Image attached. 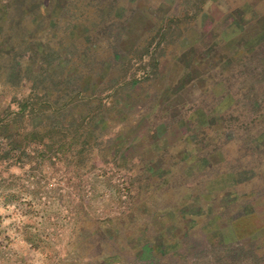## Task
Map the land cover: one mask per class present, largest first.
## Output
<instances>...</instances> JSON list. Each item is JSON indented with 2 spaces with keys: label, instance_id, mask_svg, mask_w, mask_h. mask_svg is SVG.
Segmentation results:
<instances>
[{
  "label": "rangeland",
  "instance_id": "1",
  "mask_svg": "<svg viewBox=\"0 0 264 264\" xmlns=\"http://www.w3.org/2000/svg\"><path fill=\"white\" fill-rule=\"evenodd\" d=\"M24 2L0 0V264H264V0ZM32 89L68 117L16 115ZM224 202L238 243L177 258Z\"/></svg>",
  "mask_w": 264,
  "mask_h": 264
},
{
  "label": "trees",
  "instance_id": "2",
  "mask_svg": "<svg viewBox=\"0 0 264 264\" xmlns=\"http://www.w3.org/2000/svg\"><path fill=\"white\" fill-rule=\"evenodd\" d=\"M25 3V4H24ZM23 5L24 7L22 9H24V14H29L30 13V8L32 7V4L34 3V0H26V2H24ZM79 92V91H78ZM40 93L43 96L48 95L49 92L45 91V90H40ZM54 95H58V96H67L70 93L67 90H63L60 94H58L57 92H51ZM30 98L33 99V101H27V99H25V101L23 100V102L18 106L19 110L16 113L19 115L24 114V111H27V114H31L33 111H35L36 113H38L40 116L43 117L44 116H50L52 118L57 117L58 118H64V117H68L65 115L66 111H69L70 109L66 110V106L62 105L60 108L58 106H56V104H51L53 105L50 110H46L48 109L46 107V102H44L45 104H40V103H35L34 100L37 97L36 95V90H33L29 93ZM53 96V95H52ZM51 97V96H50ZM34 112V113H35ZM47 116V117H48ZM47 119V118H46ZM58 123H46L44 122V126L43 128H45L46 132H45V136L48 139H52L53 141H51L52 147L55 144V139L56 137L59 135V133L61 131L64 130V127L62 125H55ZM60 136V135H59ZM44 141H41V143H39L40 145H42V147L44 146L43 144ZM141 170H138V172H140ZM137 173V170H136ZM166 180V179H165ZM234 195L233 198H237L240 197V192H233L232 193ZM219 196H227V198L229 197V192L228 191H223L220 190L218 192ZM238 196V197H237ZM227 203H221L219 204V206H217V208L215 210H210L208 212V216H210L211 222L208 225L209 228H200L198 230V233H196L194 239H191L190 237L188 238L186 233L184 232L181 235H178L177 241H179V243L182 245L181 248V253L177 256V258L184 257V258H191L194 257L195 259L197 258V260H214L216 259V257L221 256L223 254L222 250L223 247V242L227 240V235L230 236L231 232H233L234 234H236L237 236H234L231 241L233 242H237V237L239 234L240 230L238 227V220L244 218V216L239 215V216H233L231 218V216H228L226 214H223L222 212H224L227 209ZM235 209V214L236 215L238 213V210L236 208ZM185 215L187 214L189 217V213H184ZM184 215V217H185ZM197 215V214H196ZM212 232V234L210 233ZM241 237H239L240 239ZM256 240H260L259 238H257ZM227 243H229L227 241ZM238 243V242H237ZM222 245V246H221ZM226 245V244H225ZM231 245L233 246H237L236 243H232ZM253 247V244H250ZM248 247V246H247ZM142 263L140 264H157V259L155 257V255L153 254V250L148 247V245L146 244L145 246L142 247V250L140 252V259H139Z\"/></svg>",
  "mask_w": 264,
  "mask_h": 264
}]
</instances>
